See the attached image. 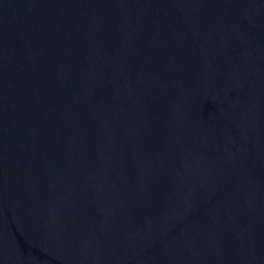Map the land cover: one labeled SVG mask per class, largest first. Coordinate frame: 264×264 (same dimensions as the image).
I'll return each mask as SVG.
<instances>
[{
    "label": "water",
    "instance_id": "1",
    "mask_svg": "<svg viewBox=\"0 0 264 264\" xmlns=\"http://www.w3.org/2000/svg\"><path fill=\"white\" fill-rule=\"evenodd\" d=\"M0 264H264V0H0Z\"/></svg>",
    "mask_w": 264,
    "mask_h": 264
}]
</instances>
